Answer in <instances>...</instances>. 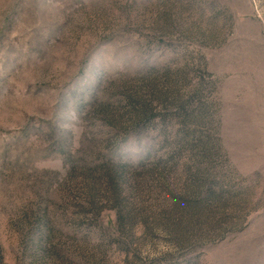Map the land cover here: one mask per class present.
Wrapping results in <instances>:
<instances>
[{
  "label": "rangeland",
  "instance_id": "obj_1",
  "mask_svg": "<svg viewBox=\"0 0 264 264\" xmlns=\"http://www.w3.org/2000/svg\"><path fill=\"white\" fill-rule=\"evenodd\" d=\"M0 264H264V0H0Z\"/></svg>",
  "mask_w": 264,
  "mask_h": 264
}]
</instances>
